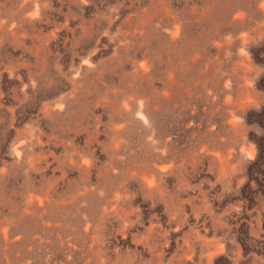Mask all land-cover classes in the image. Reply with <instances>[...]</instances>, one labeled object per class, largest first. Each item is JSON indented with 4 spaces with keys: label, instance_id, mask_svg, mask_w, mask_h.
I'll use <instances>...</instances> for the list:
<instances>
[{
    "label": "rangeland",
    "instance_id": "rangeland-1",
    "mask_svg": "<svg viewBox=\"0 0 264 264\" xmlns=\"http://www.w3.org/2000/svg\"><path fill=\"white\" fill-rule=\"evenodd\" d=\"M0 264H264V0H0Z\"/></svg>",
    "mask_w": 264,
    "mask_h": 264
}]
</instances>
